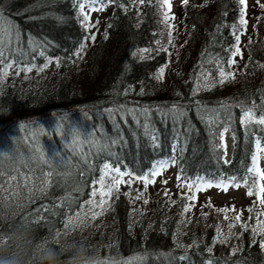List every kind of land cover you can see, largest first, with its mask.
<instances>
[{
    "label": "trees",
    "instance_id": "obj_1",
    "mask_svg": "<svg viewBox=\"0 0 264 264\" xmlns=\"http://www.w3.org/2000/svg\"><path fill=\"white\" fill-rule=\"evenodd\" d=\"M89 1L106 13L96 29L82 23L79 6ZM252 4L248 15L239 0H179L170 10L162 0H0V240L25 229L30 255L60 233L104 264H264V248L239 226H254L250 207L264 212L242 181L248 202L239 214L181 200L192 188L135 179L164 162L184 184L227 183L246 175L257 140L264 150L255 122L264 115V0ZM241 7L251 25L242 41L241 26L232 56ZM173 105L182 117L165 114ZM246 109L255 117L248 126ZM73 125L83 134L70 136ZM104 163L132 175L93 220L88 201L100 199L91 192ZM77 213L84 222L65 228ZM229 224L235 235L217 242Z\"/></svg>",
    "mask_w": 264,
    "mask_h": 264
},
{
    "label": "snow or ice",
    "instance_id": "obj_2",
    "mask_svg": "<svg viewBox=\"0 0 264 264\" xmlns=\"http://www.w3.org/2000/svg\"><path fill=\"white\" fill-rule=\"evenodd\" d=\"M110 2H114V0H110ZM140 2L142 3L143 0H140ZM101 3H103V0H101ZM182 3L184 6H187L188 0H182ZM239 3H240V5L245 6L246 0H239ZM165 5L167 6V8L169 10L171 9V3L169 2V0H162V6H165ZM259 6L262 9H264V4H260ZM79 7H80V12L82 14V23L87 28V27H89V25H88L89 16L87 14H84V7L85 6L83 4H80ZM168 20H169V13H168V11H165L163 13V22L165 24H167ZM246 23H247V21L245 19V8L241 7L240 18H239L238 23H235L231 26L234 29L233 35H234L235 43L237 45V47H235L234 50L232 48H230L228 50L232 56H235V55L240 53V48L238 47V45L240 43V29H241V26H245ZM170 35L171 34L169 33V36ZM89 38L93 39V40L95 39L94 36H91ZM81 50H83V46L81 47ZM145 51H147V50H145ZM2 55H3V52H2V50H0V56H2ZM226 62L229 65L235 63V61L231 60V59L227 60ZM24 70L25 71H31V68H25ZM164 71H165L164 68L159 69L160 74H163ZM3 75L6 76L7 72H4ZM219 76H220L221 82H224L227 79V77L225 75V71L223 69V66H220V68H219ZM208 83H211V80ZM208 83L205 84V87L208 86ZM179 107H180L179 105H173V107L171 109H169V111L165 114L171 115L173 117V119H177L179 117H182L183 113L177 110ZM133 114H135L134 111H133ZM143 114L146 116L147 111L145 110ZM254 119H255V117L252 115V110L246 109L244 111L243 118L241 119V123L248 126L253 122ZM255 122L261 126H264V115H261L260 118L258 120H256ZM21 127H23V126H21ZM256 148H257V151L252 156L251 167H248L246 169V175L239 177V178H237L235 176L228 177V178H226L227 183L225 181H220L219 184H217L216 186L221 187L224 190H227V188L230 184L236 185L237 187H239L240 182L242 181L245 186L249 187L248 194L249 195H253V194L258 195L259 196L258 204L260 206H264V170H261L257 166L258 161L260 159V156H261L262 152H264V150L261 149L260 140L256 141ZM167 166L168 165L166 163L161 162L158 165L157 169H154L151 172L144 174V175H138L135 177V179L143 181L145 188H147L148 184L153 182L149 178L150 177H153V178L156 177L157 175H159L160 170L167 168ZM97 170L100 173V175H99V179L97 181H95V183H98L100 185V187H99V189H93L91 192V195H92V197H96L97 192H99L100 199L98 202L96 200H89L88 201V205L90 206V211H91L90 218L93 220L98 215H101L103 213V211H107L109 205H108V200L106 198L112 196L114 192L119 194V186L122 183H126V181L123 180V177L125 175H132L131 173H126V172L121 171L120 167H114L110 163H104L102 167L98 166ZM47 175L50 177L52 174L48 173ZM177 179L178 180H180V179L186 180V178H182L179 176L177 177ZM164 183L167 184V181H165ZM200 184H205V186H207V187L213 186L211 183H205L204 181H200V183H196V184L186 183V184H181L178 186L181 188L188 187L190 189L195 187L197 190H199ZM48 186H50V184ZM41 191H45V189H41ZM165 194L167 195V192ZM195 198H196L195 196H191V197H183L182 196L181 200H184V199L195 200ZM144 202L148 203L147 200H145ZM95 207L101 208V212H96L94 210H91L92 208H95ZM184 211H188V207H185ZM221 211H225V210L221 209ZM248 211L255 213V215L250 217V220L254 221V226L250 227V228L247 224H239V226L244 228L246 231H251L253 234V238H254L253 242L260 243L261 248H264V212H260L254 206L250 207L248 209ZM226 219H227V217H226ZM234 219H235V221L239 222L241 220V216L239 214H237L234 217ZM83 222L84 221L81 218L80 214L77 213L75 217H69L68 218L67 222L65 223V228H69L73 224H77V226H78L79 223H83ZM234 226H236V225L229 224V233L228 234H226V235L218 234L217 242L225 243L228 241V239L230 237L234 236L235 233H233L231 231V229ZM256 236H259L261 239L255 240ZM237 250H239V249H237ZM209 251H211V249H209ZM101 264H104V262H101Z\"/></svg>",
    "mask_w": 264,
    "mask_h": 264
},
{
    "label": "clouds",
    "instance_id": "obj_3",
    "mask_svg": "<svg viewBox=\"0 0 264 264\" xmlns=\"http://www.w3.org/2000/svg\"><path fill=\"white\" fill-rule=\"evenodd\" d=\"M69 134L75 138L82 135L83 131L73 125ZM64 179L66 182L72 179L70 170L66 171ZM29 239L28 232L19 229L9 237V242L0 240V264H101L102 262L101 257L86 242L69 239L60 233L54 234L47 243H41L32 249L29 255Z\"/></svg>",
    "mask_w": 264,
    "mask_h": 264
},
{
    "label": "rangeland",
    "instance_id": "obj_4",
    "mask_svg": "<svg viewBox=\"0 0 264 264\" xmlns=\"http://www.w3.org/2000/svg\"><path fill=\"white\" fill-rule=\"evenodd\" d=\"M178 1L179 0H169V2H171V7H175ZM246 2V13L250 15L252 12H254V4H252L254 0H246ZM84 6L85 14L89 16V20L95 22L94 29L98 28V21L105 17L106 13L103 12L102 8L99 7L94 1H89ZM246 20V29L245 32L241 35V41L245 37H247V32L250 30L251 20L248 17L246 18ZM238 47L240 48L241 44ZM29 139L35 140V138L33 137H30ZM258 167L261 170H264V152H262L260 156ZM178 176L179 175L175 171V163H171L167 166V168L162 169L160 174L156 176L152 180L153 182L149 183L148 185H151L152 187L163 185L169 191L176 189L183 190L185 189V187L181 188L178 186L183 184L181 180L177 179ZM165 181H167V184L164 183ZM194 192V196L196 197L195 204H193L194 206H197L200 202L212 201L216 205L221 203L228 204L235 209V212L243 214L248 202L247 194L242 188L228 187L227 190H224L223 188H216L215 186L207 187L204 185L203 187H200L199 190L195 189ZM257 200H259V196H257ZM262 207L264 208V206Z\"/></svg>",
    "mask_w": 264,
    "mask_h": 264
},
{
    "label": "bare ground",
    "instance_id": "obj_5",
    "mask_svg": "<svg viewBox=\"0 0 264 264\" xmlns=\"http://www.w3.org/2000/svg\"><path fill=\"white\" fill-rule=\"evenodd\" d=\"M21 123V122H20ZM4 138V137H3ZM224 142V141H223Z\"/></svg>",
    "mask_w": 264,
    "mask_h": 264
}]
</instances>
